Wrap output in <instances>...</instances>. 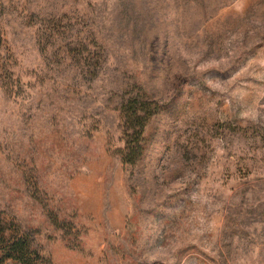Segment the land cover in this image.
<instances>
[{
    "label": "rangeland",
    "instance_id": "obj_1",
    "mask_svg": "<svg viewBox=\"0 0 264 264\" xmlns=\"http://www.w3.org/2000/svg\"><path fill=\"white\" fill-rule=\"evenodd\" d=\"M0 209L53 264H264V0H0Z\"/></svg>",
    "mask_w": 264,
    "mask_h": 264
},
{
    "label": "trees",
    "instance_id": "obj_2",
    "mask_svg": "<svg viewBox=\"0 0 264 264\" xmlns=\"http://www.w3.org/2000/svg\"><path fill=\"white\" fill-rule=\"evenodd\" d=\"M160 109L159 103L142 91L123 101L124 142L120 158L124 164L135 165L144 155L147 147L145 127ZM11 222L0 209V264H53L41 255L30 233Z\"/></svg>",
    "mask_w": 264,
    "mask_h": 264
}]
</instances>
